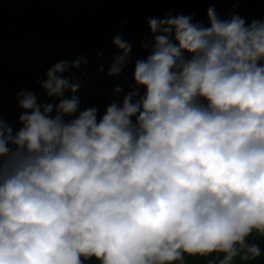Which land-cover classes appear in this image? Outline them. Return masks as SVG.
<instances>
[{
    "label": "clouds",
    "instance_id": "clouds-1",
    "mask_svg": "<svg viewBox=\"0 0 264 264\" xmlns=\"http://www.w3.org/2000/svg\"><path fill=\"white\" fill-rule=\"evenodd\" d=\"M208 26L147 20L134 85L98 119L60 62L24 89L17 131L0 120V264H206L264 250V17L207 9ZM123 55L131 46L112 41ZM122 96V102L120 97ZM58 100V103H55Z\"/></svg>",
    "mask_w": 264,
    "mask_h": 264
},
{
    "label": "trees",
    "instance_id": "trees-1",
    "mask_svg": "<svg viewBox=\"0 0 264 264\" xmlns=\"http://www.w3.org/2000/svg\"><path fill=\"white\" fill-rule=\"evenodd\" d=\"M210 6L221 19L233 11L246 23L264 17V0H0V120L17 131L22 111L17 93L27 89L36 94L37 103L53 102L45 98L38 81L57 63L72 65L77 59L86 63L64 73L77 91H65L64 97L76 96L80 110L97 107L99 119L115 99V88L126 93L134 85L135 61L147 58L145 45L152 40L148 18L191 15L194 23L207 27ZM117 34L131 51L120 74L109 76L110 67L123 55L112 43ZM253 239L264 250V240ZM186 264H206V258H186ZM235 264H264V256L237 259Z\"/></svg>",
    "mask_w": 264,
    "mask_h": 264
}]
</instances>
